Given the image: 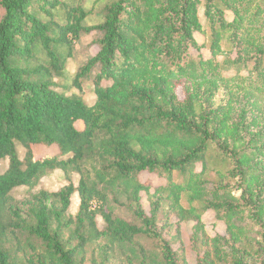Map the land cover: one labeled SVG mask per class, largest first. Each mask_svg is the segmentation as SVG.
I'll list each match as a JSON object with an SVG mask.
<instances>
[{
    "label": "trees",
    "instance_id": "1",
    "mask_svg": "<svg viewBox=\"0 0 264 264\" xmlns=\"http://www.w3.org/2000/svg\"><path fill=\"white\" fill-rule=\"evenodd\" d=\"M0 9V264H84L95 243L99 264H264V0ZM91 33L98 52L70 75L74 43ZM203 48L207 59L191 55ZM33 146L57 153L35 157ZM55 170L79 175L77 188L13 202L12 191ZM108 196L133 220L114 216ZM208 211L223 236L208 235Z\"/></svg>",
    "mask_w": 264,
    "mask_h": 264
},
{
    "label": "rangeland",
    "instance_id": "2",
    "mask_svg": "<svg viewBox=\"0 0 264 264\" xmlns=\"http://www.w3.org/2000/svg\"><path fill=\"white\" fill-rule=\"evenodd\" d=\"M2 16V11L0 9V18ZM194 38L198 45H202L206 40V38L202 35L195 34ZM97 39V35L95 33H91L89 35L83 36L79 41L74 43L73 46V56L67 60L66 69L73 75L80 66H82L87 59L94 56L98 52V46L95 43ZM191 55L193 57L201 56L203 59H207L209 56V52L206 49H201L200 51L191 50ZM230 75V73H226ZM106 83H103V86H106ZM84 87V101L86 104H92L94 101V95L92 93V88L89 83L83 84ZM224 98L223 91L221 90L217 96L215 97L216 103H219ZM260 108L264 111V95L261 98V106ZM17 151L21 158L24 156V149H22L19 145H17ZM32 151L35 157H39L40 155H54L57 153V149L55 147H41V146H33ZM8 166V161H0V173H3ZM79 175L72 172H62L60 170H55L49 172L44 177H42L34 186L32 187H20L11 192V198L14 203L25 204L28 201H31L34 196H37L41 191L48 193H57L62 190L64 187L71 184L74 189L77 188L79 182ZM107 206L109 210H112L114 216L119 217L127 222L132 221V215L130 212L124 208H119L117 205L112 203L111 196H108ZM79 207V196L75 191L70 197V206L67 211V215L74 218L78 212ZM96 207V203L93 202L92 209ZM97 210V207L95 208ZM106 211V208H104ZM144 209L146 212L148 211V203L144 201ZM214 213L206 212L202 221L207 225V233L209 236H223L225 234V228L223 225H215L214 224ZM95 224L98 230H103L105 227L104 221L100 212H96L95 215ZM192 223L183 224L181 226L182 237L185 242V245L188 244V239L191 234ZM24 237H20L21 244H23ZM100 247L101 243H95L93 245H89L86 249L84 264H99L100 262ZM187 264H195L194 258L192 255L188 256Z\"/></svg>",
    "mask_w": 264,
    "mask_h": 264
}]
</instances>
